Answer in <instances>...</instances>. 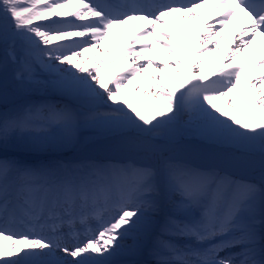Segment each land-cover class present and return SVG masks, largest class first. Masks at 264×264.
<instances>
[{
  "label": "snow or ice",
  "instance_id": "snow-or-ice-1",
  "mask_svg": "<svg viewBox=\"0 0 264 264\" xmlns=\"http://www.w3.org/2000/svg\"><path fill=\"white\" fill-rule=\"evenodd\" d=\"M49 91L71 103L32 98ZM89 128L114 137L106 159L16 154ZM145 249L264 264V0H0V264H148L122 259Z\"/></svg>",
  "mask_w": 264,
  "mask_h": 264
},
{
  "label": "bare ground",
  "instance_id": "bare-ground-1",
  "mask_svg": "<svg viewBox=\"0 0 264 264\" xmlns=\"http://www.w3.org/2000/svg\"><path fill=\"white\" fill-rule=\"evenodd\" d=\"M235 27L236 26L233 25L232 26V29L234 30ZM178 39L181 41V43H187V41H185L183 39V37L178 36ZM253 47H255V45ZM45 102L54 103V104L55 103H71V101H69L65 97H62L61 95H60V97L58 96V98H54L52 100H47V101H42L40 103H45ZM183 119L186 120L187 117L185 116V117H183ZM85 132H88V131L86 130ZM110 138H112V136L108 135L105 138H103L101 140H98L96 143H94V145L92 147L87 148L84 151H80V153L74 154L76 152H72L74 155L71 156L68 159H65V160L62 159L60 157V155H63L65 153L69 152L72 148L71 149H68V150H60V151H56V152H50V154H47V155L44 156L43 153H45V152H43V153H41V152H34V151H31V150H29V149H27L25 147H21V149H18V151H20V154H17V153L16 154L19 155L22 159H25V160H27L29 162H36V161H42V160H63L65 162H73V163H75L76 161L79 162L81 160H85L86 158H89L90 156H93L96 153L100 152V151H97V149H96L98 147H105V148H107V146L110 145L113 142V140L111 141ZM180 142L182 144L190 145L195 151H198L200 153V156H201V154L203 152H206V151L209 150L208 149L209 146L206 145V144H204L203 142H201L197 137L184 136V137L181 138V141ZM26 151L28 152V154H24V153H26ZM22 152H24V153H22ZM28 155L29 156H35L38 159H36V160H29L28 159V157H29ZM187 155H191V153H188ZM40 156H42V157H40ZM191 156H193V155H191ZM195 156L198 157V155H195ZM89 159H91V158H89ZM92 159L103 160V159H106V157H99V158H92ZM158 231H159L158 228L154 229L153 236H155L158 233ZM128 243H131V240H129ZM144 251H147V250L145 249ZM144 251H143V253L148 255V253H146ZM122 259H127V257H123ZM132 260H137V258L134 257V259H132ZM149 262H150V264H152L151 261H149Z\"/></svg>",
  "mask_w": 264,
  "mask_h": 264
},
{
  "label": "rangeland",
  "instance_id": "rangeland-1",
  "mask_svg": "<svg viewBox=\"0 0 264 264\" xmlns=\"http://www.w3.org/2000/svg\"><path fill=\"white\" fill-rule=\"evenodd\" d=\"M58 96L60 97V95L58 94V93H56V92H52V91H49V92H47V93H37V94H35L32 98H33V100H35L36 102H38V103H40V102H42V101H47V100H52V99H54V98H58ZM187 120V119H186ZM88 131V132H85V131ZM109 134H106V133H104L103 131H101V130H98V129H93V128H89V129H85V130H83L82 132H81V134H80V142H79V144L76 146V147H74V148H72L70 151H71V153L72 152H76V151H81V150H85V149H87L88 147H91L92 146V144L94 143V142H97L98 140H101V139H103V138H105L106 136H108ZM191 137H195V136H191ZM110 140L112 141V140H114V137H112V138H110ZM208 147V146H207ZM19 149H21V148H19ZM208 149H209V147H208ZM16 151H18V150H16ZM195 151V150H194ZM191 152V155H193V156H191V155H185V158H190V159H196L197 160V162H202V158H200L201 156H200V154L199 153H196V152ZM18 152H20V151H18ZM102 152H107V153H109L108 151H106V150H103ZM22 153H24V152H22ZM80 153V152H79ZM202 153V152H201ZM24 154H28V152L26 151V153H24ZM44 154H50V152H45V153H43V155ZM195 155H198V157L197 156H195ZM24 157V156H23ZM32 158H34V159H36V157L34 156V157H32ZM68 158V157H67ZM28 159H30L29 157H28ZM144 252H146V251H144ZM147 253V252H146ZM136 258H137V260L138 261H141V262H148V264H150V262L149 261H151L152 262V258L151 257H147V254H144L143 252L140 254V255H138V256H135ZM146 258H148V259H146ZM127 259H134V257H127Z\"/></svg>",
  "mask_w": 264,
  "mask_h": 264
}]
</instances>
